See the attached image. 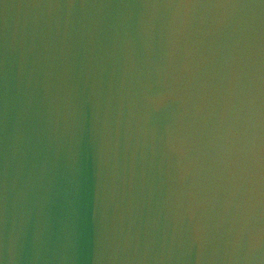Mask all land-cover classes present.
<instances>
[{"label": "clouds", "instance_id": "9594fccd", "mask_svg": "<svg viewBox=\"0 0 264 264\" xmlns=\"http://www.w3.org/2000/svg\"><path fill=\"white\" fill-rule=\"evenodd\" d=\"M0 264H264V0H0Z\"/></svg>", "mask_w": 264, "mask_h": 264}]
</instances>
